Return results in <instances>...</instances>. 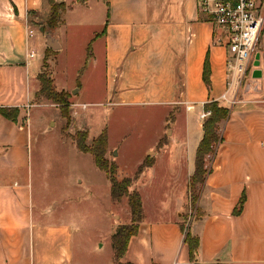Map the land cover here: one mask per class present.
Masks as SVG:
<instances>
[{"label": "crops", "instance_id": "1", "mask_svg": "<svg viewBox=\"0 0 264 264\" xmlns=\"http://www.w3.org/2000/svg\"><path fill=\"white\" fill-rule=\"evenodd\" d=\"M56 2L67 7L63 24L47 29L51 7L46 0H0V108L19 110L16 121L0 113V264L74 263L72 222L77 213L34 205L29 120L49 36L58 47L50 58L55 61L63 51L57 33H63L70 21L101 29L91 43L103 57L108 101L152 107L167 121L154 144L142 149L138 158L137 168L151 161L132 187L141 195L144 217L122 262L194 264L184 242V224L200 240L198 264H264V32L250 74L236 94L235 89L228 91L227 50L215 44L214 28L201 19L197 0ZM82 3L87 8L84 20H79L74 11ZM32 28L39 36L30 37ZM39 51L43 57L36 61ZM206 66L210 86L204 79ZM81 90L70 98L76 116L88 109V104L75 101ZM234 98L237 103L231 105ZM212 101L228 107L230 115L219 123L220 142L207 156L209 173L195 203L200 215L194 219L189 182L204 136L201 114ZM66 140L63 136L64 145L70 143ZM108 151L117 154L120 169L125 143L113 146L108 140ZM78 156L95 163L90 153L79 151ZM167 177L185 191L171 200V208L152 210L144 190L162 188ZM244 195L243 210L236 214ZM114 225L116 230L122 224Z\"/></svg>", "mask_w": 264, "mask_h": 264}, {"label": "rangeland", "instance_id": "2", "mask_svg": "<svg viewBox=\"0 0 264 264\" xmlns=\"http://www.w3.org/2000/svg\"><path fill=\"white\" fill-rule=\"evenodd\" d=\"M86 8L83 3L75 8L74 12L80 15L79 20H84ZM83 22L75 24L70 21L63 33H57L63 51L55 61L50 56L42 71L52 77L58 92L70 90L73 93L70 92L71 98L77 89H82L75 101L88 104V109L76 116L74 103L71 102L65 118L57 104L36 95V105L29 110L34 205L36 209L64 208L70 214L77 213V221L72 222L76 224L73 264H117L112 235L116 232L114 224L131 222L128 198L113 201L106 174L93 161L79 159L80 150L72 143V136L81 126L83 129L80 131H88L90 143L104 131L113 146L125 143L127 153L119 160L118 178H131L130 190L133 192L134 180L146 168L141 173L136 172L141 150L154 144L158 131H164L163 123L167 121L152 107H124L108 101L103 57L97 55V47L94 48L91 43L95 33L101 32V29L83 25ZM48 23L47 20L44 24L50 29ZM31 33V38L39 36L36 28H32ZM36 54V61L43 57L40 51ZM94 55L98 61L96 64ZM67 125L69 127L63 133L62 129ZM63 134L64 138H68L66 141H70L68 145L63 144ZM106 156L116 163L117 154H110L107 149ZM180 184L167 177L162 188L147 187L144 190L149 194L146 195V202L153 206L152 210L154 206L158 210L163 206L171 208V203L174 206L171 200L185 191ZM192 213L194 219L200 215L196 209Z\"/></svg>", "mask_w": 264, "mask_h": 264}, {"label": "trees", "instance_id": "3", "mask_svg": "<svg viewBox=\"0 0 264 264\" xmlns=\"http://www.w3.org/2000/svg\"><path fill=\"white\" fill-rule=\"evenodd\" d=\"M46 1L51 7L48 26H50V29H54L63 24L62 15L67 10V7L63 3L56 2V0ZM53 54L54 51L49 48L47 50L44 67H46L48 58ZM38 79L40 81V90L36 95L53 101L59 106L62 116L67 118L69 108L71 107L70 92H58L54 80L46 71H42ZM204 79L206 84L210 86L209 70L207 66L204 72ZM204 109L206 112L210 111L211 115L204 120V136L197 150L195 172L189 182V189L192 192L194 203L197 202L200 194L199 191H201L205 184L207 174L209 173L207 168V156L214 153L216 146L220 142L218 125L223 120L228 119L230 115V109L217 101L206 103ZM0 113L8 119L16 121L19 110L17 108L1 107ZM68 127V125L63 127V133L67 131ZM63 136L65 137V134H63ZM88 138L89 133L86 130L77 131L72 136L77 148L83 153L92 154L98 169L106 174L111 184V198L113 201L120 202L123 197L128 198L131 209V222L117 227L116 232L112 235V242L114 248V260L117 264H130L123 263L122 259L126 255L131 238L138 234L139 224L143 221L144 212L142 198L139 192H132L130 190L133 182L132 179L124 178L120 180L118 178V164L109 161L107 158V132L104 131L101 133L90 144L88 143ZM150 163L151 161H149V159L146 160L143 165L138 168L137 173H141L145 167L150 165ZM245 200L246 196L244 195L235 211L236 214L241 213L243 210ZM182 231L185 234L184 242L188 246L190 261L194 264H198L197 255L200 247V240L197 236L193 235L190 230H187L184 224L182 225Z\"/></svg>", "mask_w": 264, "mask_h": 264}, {"label": "built area", "instance_id": "4", "mask_svg": "<svg viewBox=\"0 0 264 264\" xmlns=\"http://www.w3.org/2000/svg\"><path fill=\"white\" fill-rule=\"evenodd\" d=\"M197 10L201 19L213 26L215 44L227 50L228 91L235 89L237 94L250 74L251 63L264 32V0H197ZM29 57L33 58L34 54ZM222 99L227 100V93ZM230 103L235 105L236 98ZM82 108L86 109L87 105H82ZM210 115V111H205L201 118L205 120ZM189 201L193 216L192 210L196 205H193L190 189Z\"/></svg>", "mask_w": 264, "mask_h": 264}, {"label": "water", "instance_id": "5", "mask_svg": "<svg viewBox=\"0 0 264 264\" xmlns=\"http://www.w3.org/2000/svg\"><path fill=\"white\" fill-rule=\"evenodd\" d=\"M44 32V29H42ZM48 46L53 49V50H58V47L55 45V41L52 37L49 36V42H48ZM255 74H260V70L256 71ZM76 93V92H74Z\"/></svg>", "mask_w": 264, "mask_h": 264}]
</instances>
